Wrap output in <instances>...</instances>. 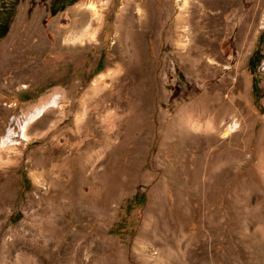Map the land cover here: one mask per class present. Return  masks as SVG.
I'll list each match as a JSON object with an SVG mask.
<instances>
[{
	"label": "rangeland",
	"instance_id": "1",
	"mask_svg": "<svg viewBox=\"0 0 264 264\" xmlns=\"http://www.w3.org/2000/svg\"><path fill=\"white\" fill-rule=\"evenodd\" d=\"M64 1L0 0V264H264V0L243 51L249 7L207 50L179 39L174 0ZM127 1L145 25L125 21ZM199 51L216 75L182 58ZM216 94L218 120L193 114ZM51 101L28 141L2 143ZM87 148L94 188L80 177L75 197L93 209L55 216L60 190L37 169L61 156L75 173Z\"/></svg>",
	"mask_w": 264,
	"mask_h": 264
},
{
	"label": "bare ground",
	"instance_id": "2",
	"mask_svg": "<svg viewBox=\"0 0 264 264\" xmlns=\"http://www.w3.org/2000/svg\"><path fill=\"white\" fill-rule=\"evenodd\" d=\"M174 1H175V5L177 7L176 10L178 12H180L179 13L180 18L178 19V24H180L181 26L185 25V27H184L185 30H184L182 36L180 34L179 39L181 41H183V38L184 39L189 38V44L193 45V44L201 43V44H203V46L206 47L207 50L210 47L214 48V42L212 39L213 37L219 38L224 34V32L226 30V26H225V20L223 17L226 15V13L229 12V13L233 14V16H237L242 11H244L243 8L249 7L246 10L247 22L244 25H242L239 29V35H240L239 40H240V45H241L242 51L246 49L249 40L253 36L254 23H255L258 15L260 14V6L263 3V0H246V3L243 2L244 0H206V2H203V4L201 5V8L199 6L198 10H195L193 14H191L189 17H187L185 15L187 13V9H186L187 0H174ZM179 3H181V4H179ZM200 3H202V1H200ZM126 7H128L126 9L128 13L125 16V21L127 20V23L128 22H130V23L134 22L136 25L142 24L141 26L146 24V22L141 20L142 14H140L139 16H137L135 18H134V15L132 14V10L134 8L138 7L136 4L131 3L130 1H127ZM137 11H138V9H137ZM157 12L153 13L152 15H154V17H157L158 16ZM189 32H191V33L188 34ZM33 40H34V38H33ZM10 47H11V45H9L7 48L5 47V49L2 50V53L0 54V68H1L3 63L9 61V58L7 59V57H8V51L7 50ZM130 48H131V45L129 44V42L125 41L123 43L122 50H121L122 52L120 54V59H121L123 65L126 63V61L129 58H132L130 56V54H132L130 51ZM182 58L186 61L193 62V66L199 67L200 70L201 69L206 70L208 73L207 74L208 76L216 75V73L219 72V69L217 67L213 68V64H210V63H207L204 61L203 53L201 51L196 53V55L194 57L189 53L183 54ZM137 62L141 63L140 57L137 60ZM238 68H239V66L237 65L236 67L232 68L231 71L235 74L236 71H238ZM9 70L13 71L14 76L17 74V72L14 71L16 69H14L13 67H12V69L9 68ZM239 71H240V69H239ZM131 74L134 77L136 75L135 73H130L129 75L131 76ZM225 79L227 80L226 77H225ZM226 85H227V83H226ZM219 86L214 87V88L216 90H219ZM110 93H111V91H110ZM214 98H215V100H213V101L202 102V104L199 106L198 109L194 108L192 110L193 114L196 113V114H199L200 116H203V117L214 114L215 119L218 120V118H220V116H221V114L218 115V113L220 111L219 101L222 100V98H221L220 94H216V96H214ZM107 101H109V97H108V95H104V96L94 100L93 103H94V106L96 108L98 105H100V106L104 105ZM53 104H54V101L53 102L51 101V103L48 104L46 107H42L37 112L35 111L33 116H31L28 119H25L23 124H22L23 126H22L21 133L19 135H16V133L12 130L5 132L2 143H4V142L5 143L6 142L11 143L14 138H16V137L19 138L20 135L22 138H24L25 140L28 141V137L26 134V127L30 123H32L35 119L42 116L43 113L45 112V109L51 107ZM112 120H114V118ZM228 131H231V132L234 131V130H232V126L229 127ZM113 132H115V130ZM103 139H104V147H107L110 143V141H109L110 135L105 136ZM14 144H17V143L14 142ZM14 144H12V145H14ZM5 145L2 148H5L6 147ZM90 151H91L90 148L86 149V153H85L87 155L86 163L81 169H79V171H77L75 173L71 172V170H70L69 159L68 158H62L61 156L53 157V158H50L48 160L45 159L40 164L39 169H37V172L35 174L36 178L37 177L41 178L43 181L47 180L50 182L51 186H53L54 188H58L60 190V193L58 194V196L53 199V204L55 206L52 208V212H53V214H55V216L58 215V207L59 208H62V207L70 208L73 211L77 212V214L81 213L78 210L80 208L84 209V211L85 210L90 211V212L92 211L93 206H94V199H92L93 197L92 198H90V197L83 198L82 197L83 199L82 198L77 199L75 197L76 189L78 186H80V177H83V181H86V185L89 189L92 190L94 188V183H95L94 182V178H95L94 177L95 157H93V155L90 154ZM70 209H68V210H70Z\"/></svg>",
	"mask_w": 264,
	"mask_h": 264
},
{
	"label": "trees",
	"instance_id": "3",
	"mask_svg": "<svg viewBox=\"0 0 264 264\" xmlns=\"http://www.w3.org/2000/svg\"><path fill=\"white\" fill-rule=\"evenodd\" d=\"M74 1H75V0H65L64 3H62V5H61V7L59 8V10H62V9H64L66 6H69V5L73 4ZM56 12H57V10H54V9H52V8L50 9V13H51L52 16L55 15ZM3 35H4V33H2V34L0 35V37H2ZM140 199H142V197H141Z\"/></svg>",
	"mask_w": 264,
	"mask_h": 264
}]
</instances>
